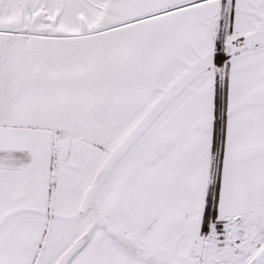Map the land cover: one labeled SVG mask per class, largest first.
<instances>
[{"label": "snow or ice", "instance_id": "1", "mask_svg": "<svg viewBox=\"0 0 264 264\" xmlns=\"http://www.w3.org/2000/svg\"><path fill=\"white\" fill-rule=\"evenodd\" d=\"M0 264H264V0H0Z\"/></svg>", "mask_w": 264, "mask_h": 264}]
</instances>
